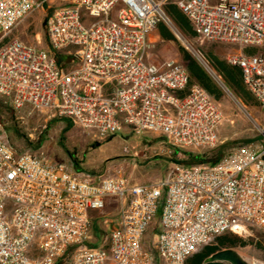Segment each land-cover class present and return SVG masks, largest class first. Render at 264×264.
Segmentation results:
<instances>
[{
    "label": "built area",
    "instance_id": "1",
    "mask_svg": "<svg viewBox=\"0 0 264 264\" xmlns=\"http://www.w3.org/2000/svg\"><path fill=\"white\" fill-rule=\"evenodd\" d=\"M50 2L0 0V95L13 108L53 109L98 139L129 130L165 136L179 148L219 144L220 105L184 63L148 62V35L171 21L166 6L173 3L199 37L263 46L264 0H69L47 15L45 27L54 50L75 47L73 68L10 37ZM227 60L241 67L264 111V54L231 53ZM180 78H189V96H182ZM110 197L118 201L117 224L91 246V211ZM250 228L264 231V145L241 146L215 163L177 162L163 181L148 184L49 162L0 133V264H187L217 236Z\"/></svg>",
    "mask_w": 264,
    "mask_h": 264
},
{
    "label": "rangeland",
    "instance_id": "2",
    "mask_svg": "<svg viewBox=\"0 0 264 264\" xmlns=\"http://www.w3.org/2000/svg\"><path fill=\"white\" fill-rule=\"evenodd\" d=\"M67 3L69 0H52L50 3L41 5L19 24L10 37H18L50 53L55 51L46 32L45 20L57 6ZM120 5L121 3L114 13ZM170 19L171 21L162 22L151 31L156 35V39L150 42L146 60L160 64L174 59L187 66L184 58L186 53L215 83L218 91L222 93L220 105L224 114L219 128L220 142L217 146L179 148L162 140L160 135L133 134L129 130L98 139L90 131L74 125L66 118L57 116L53 109L37 110L30 105L15 109L10 100L2 95H0V133L5 134L16 149L43 153L47 155L49 162L62 161L71 169L89 172L95 176L107 177L121 173L132 182L148 184L163 181L170 167L177 162L185 165L200 163H191L188 153L205 154L204 162L214 163L241 146L260 149L264 145L262 107L255 99L250 104L239 99L227 86L223 76L211 61L212 56L228 61L231 53H238L241 49L243 53L250 51L246 46H234L204 39L194 30L185 32L171 16ZM160 25H163L174 38L164 37L160 32ZM248 48L254 49L257 53H264L261 49L264 45L248 46ZM201 54L205 56L210 67L220 78L202 62ZM56 55L64 67L72 64L69 55L57 51ZM64 55H67V58ZM118 207V201L110 197L106 200L105 206L96 211L94 222L99 233L95 234L92 230L89 243L99 245L107 238L117 224ZM159 217L160 212L147 239H152L153 233L157 231ZM224 235H227L224 244L217 238L209 244L218 246L219 249L234 248L251 264H264V231L250 228L242 234L227 232L219 236ZM209 252L204 253L202 259ZM193 255L188 259L191 262L189 264H192L195 259Z\"/></svg>",
    "mask_w": 264,
    "mask_h": 264
},
{
    "label": "trees",
    "instance_id": "3",
    "mask_svg": "<svg viewBox=\"0 0 264 264\" xmlns=\"http://www.w3.org/2000/svg\"><path fill=\"white\" fill-rule=\"evenodd\" d=\"M166 10L168 14L174 19V21L181 27L182 30L185 32H192L193 28L192 25L187 18V16L181 11V9L173 4L169 3L166 6ZM161 24V23H160ZM161 34L166 38H174L173 35H170L163 25L159 26ZM195 32V31H194ZM184 58L187 62V67L194 79H196L198 82H200L209 92L215 93V87H213L212 80L209 79V77L206 75L205 71L199 67V65L193 61L188 54H184ZM211 61L213 66L219 71V73L223 76L226 84L232 89V91L235 94H242V96L249 98V91L246 90L244 86V80H243V71L241 67L238 65H234L229 63L228 61L220 60L215 56L211 57ZM190 156L191 163L195 162H204L205 161V154H193L188 153ZM215 163V162H214ZM93 233L98 234L99 229L95 225V222L93 223ZM222 244H224L227 238V235L225 236H218L216 237ZM91 246H96L97 243H89ZM208 248L211 252H214L219 249L218 246L207 244L204 247H202L200 250ZM200 251L196 252L193 256H195V259L193 260V264H201L202 263V257L205 254H199ZM187 263H191L187 260Z\"/></svg>",
    "mask_w": 264,
    "mask_h": 264
},
{
    "label": "crops",
    "instance_id": "4",
    "mask_svg": "<svg viewBox=\"0 0 264 264\" xmlns=\"http://www.w3.org/2000/svg\"><path fill=\"white\" fill-rule=\"evenodd\" d=\"M154 38L156 39V35H154L153 33H149V35H148V40H149V42H151V41H153L154 40ZM247 47V50L248 51H250L249 53H246V54H256L257 52L254 50V49H251V48H248V46H246ZM250 47V46H249ZM75 47H73V46H70V47H67V48H65V49H62V50H55V51H52L51 52V54L53 55V56H55L56 58H57V60H58V57H57V55H56V51L57 52H62L63 54H67V55H69L70 56V59H71V61H72V64L69 66V67H65V68H73V67H75L76 65H77V62H74L73 61V59H72V55H71V52H72V50L74 49ZM261 49H263V52H264V48H261ZM238 53H243L242 52V49L240 50V52H238ZM262 53V52H261ZM262 54H264V53H262ZM67 55H64L65 56V58H67ZM59 61V60H58ZM60 63V62H59ZM61 65H62V63H60ZM218 71V70H217ZM219 72V71H218ZM192 76V75H191ZM192 79L194 80V81H197L196 79H194L193 77H192ZM225 81V80H224ZM198 82V81H197ZM200 83V82H199ZM226 83V82H225ZM201 84V83H200ZM212 84H213V87H215V90H216V92L215 93H212V92H209L208 90V92L213 96V98L218 102V104L220 105V100H222V93H221V91H218V89H217V87H216V85H215V83L214 82H212ZM202 85V84H201ZM203 86V85H202ZM228 86V85H227ZM244 86H245V88H246V85H245V83H244ZM230 88V87H229ZM232 90V89H231ZM246 90H248L247 88H246ZM249 91V90H248ZM234 93V92H233ZM235 94V93H234ZM239 99H241L242 101H244L245 103H247V104H250V102L253 100V99H255L256 100V98L253 96V94L249 91V95H250V97L249 98H247V97H244V96H242V94H235ZM257 101V100H256ZM220 108H221V105H220ZM221 110H222V108H221ZM223 111V110H222ZM96 211H98V210H92L91 211V215L93 216V218H94V220H95V214H96ZM94 220H93V223H94ZM193 264V263H192Z\"/></svg>",
    "mask_w": 264,
    "mask_h": 264
},
{
    "label": "water",
    "instance_id": "5",
    "mask_svg": "<svg viewBox=\"0 0 264 264\" xmlns=\"http://www.w3.org/2000/svg\"><path fill=\"white\" fill-rule=\"evenodd\" d=\"M164 141L165 136H160ZM201 264H251L239 251L234 248L219 249L211 253Z\"/></svg>",
    "mask_w": 264,
    "mask_h": 264
},
{
    "label": "bare ground",
    "instance_id": "6",
    "mask_svg": "<svg viewBox=\"0 0 264 264\" xmlns=\"http://www.w3.org/2000/svg\"><path fill=\"white\" fill-rule=\"evenodd\" d=\"M179 88L182 89V96H189L190 94L189 78H180Z\"/></svg>",
    "mask_w": 264,
    "mask_h": 264
},
{
    "label": "flooded vegetation",
    "instance_id": "7",
    "mask_svg": "<svg viewBox=\"0 0 264 264\" xmlns=\"http://www.w3.org/2000/svg\"><path fill=\"white\" fill-rule=\"evenodd\" d=\"M210 250L208 249V248H205V249H202L200 252H199V254H204V253H208ZM211 253H213V252H209V254H207L203 259H202V262L205 260V258L206 257H208ZM196 256V255H195ZM195 256H194V258H195Z\"/></svg>",
    "mask_w": 264,
    "mask_h": 264
}]
</instances>
